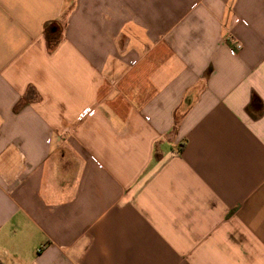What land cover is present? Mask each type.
<instances>
[{
  "label": "crops",
  "instance_id": "1",
  "mask_svg": "<svg viewBox=\"0 0 264 264\" xmlns=\"http://www.w3.org/2000/svg\"><path fill=\"white\" fill-rule=\"evenodd\" d=\"M0 264H264V0H0Z\"/></svg>",
  "mask_w": 264,
  "mask_h": 264
},
{
  "label": "trees",
  "instance_id": "2",
  "mask_svg": "<svg viewBox=\"0 0 264 264\" xmlns=\"http://www.w3.org/2000/svg\"><path fill=\"white\" fill-rule=\"evenodd\" d=\"M60 29L61 28L58 26V27H54V29L51 30V24H50V26L48 25L45 28V36H46V41H47L49 49H52L56 45V43L58 42L59 36H60L59 35Z\"/></svg>",
  "mask_w": 264,
  "mask_h": 264
},
{
  "label": "built area",
  "instance_id": "3",
  "mask_svg": "<svg viewBox=\"0 0 264 264\" xmlns=\"http://www.w3.org/2000/svg\"><path fill=\"white\" fill-rule=\"evenodd\" d=\"M233 46L235 47V49H239L240 48V43L235 42Z\"/></svg>",
  "mask_w": 264,
  "mask_h": 264
}]
</instances>
